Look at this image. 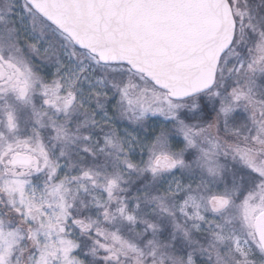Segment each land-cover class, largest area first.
Wrapping results in <instances>:
<instances>
[{"label":"snow or ice","instance_id":"1","mask_svg":"<svg viewBox=\"0 0 264 264\" xmlns=\"http://www.w3.org/2000/svg\"><path fill=\"white\" fill-rule=\"evenodd\" d=\"M0 264H264V0H0Z\"/></svg>","mask_w":264,"mask_h":264}]
</instances>
